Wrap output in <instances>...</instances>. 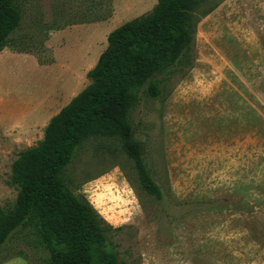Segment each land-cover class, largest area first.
I'll return each mask as SVG.
<instances>
[{
    "label": "rangeland",
    "instance_id": "374dc122",
    "mask_svg": "<svg viewBox=\"0 0 264 264\" xmlns=\"http://www.w3.org/2000/svg\"><path fill=\"white\" fill-rule=\"evenodd\" d=\"M155 5L156 0L19 1L20 26L0 52L3 209L15 202L11 167L18 154L41 140L49 120L89 84L87 73L105 50L109 33ZM211 5L196 13L195 78L218 82L220 73L233 74L232 65L224 67L222 61L236 57L256 66L259 89H264V0H219L202 17ZM183 70L165 78L158 99L143 95L130 114L162 199L140 187L133 162L106 138L90 139L77 150L66 171L71 187L112 227L107 247L120 264H264L263 141L258 144L257 189H234L238 176L209 161L212 153H187L182 147L179 154L180 140L173 156L184 170L177 172L171 189L163 110ZM259 106L264 109V97ZM28 232H16L7 241L0 264L43 263L47 252Z\"/></svg>",
    "mask_w": 264,
    "mask_h": 264
},
{
    "label": "trees",
    "instance_id": "16d2710c",
    "mask_svg": "<svg viewBox=\"0 0 264 264\" xmlns=\"http://www.w3.org/2000/svg\"><path fill=\"white\" fill-rule=\"evenodd\" d=\"M20 0H0V52L19 28ZM219 0H156L153 10L111 31L107 46L87 77L89 84L54 115L34 146L11 167L16 198L0 206V249L16 233L29 230L47 252L42 264H120L107 247L112 229L66 175L78 149L95 138L115 140L135 167L140 187L161 200L162 190L135 139L131 112L142 96H161V85L178 69L183 78L194 65L198 10Z\"/></svg>",
    "mask_w": 264,
    "mask_h": 264
},
{
    "label": "crops",
    "instance_id": "0c3cea01",
    "mask_svg": "<svg viewBox=\"0 0 264 264\" xmlns=\"http://www.w3.org/2000/svg\"><path fill=\"white\" fill-rule=\"evenodd\" d=\"M222 62L224 67L232 65L229 68L233 74L220 73L215 82L195 78L191 70L165 102V157L171 189H175L174 178L184 170L178 164L181 159L173 156L180 144L179 154L182 147L187 153H212L209 161H217L238 176L234 189H257L259 139L264 144V109L259 106V97H264V89H259L256 66L252 63L247 65L236 57ZM199 85L203 87L197 88ZM189 96H198L199 100L190 101Z\"/></svg>",
    "mask_w": 264,
    "mask_h": 264
}]
</instances>
